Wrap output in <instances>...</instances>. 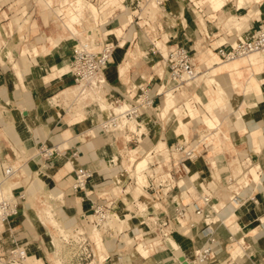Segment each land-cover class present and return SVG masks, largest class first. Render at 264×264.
Returning a JSON list of instances; mask_svg holds the SVG:
<instances>
[{
	"label": "crops",
	"instance_id": "obj_1",
	"mask_svg": "<svg viewBox=\"0 0 264 264\" xmlns=\"http://www.w3.org/2000/svg\"><path fill=\"white\" fill-rule=\"evenodd\" d=\"M26 1L27 4L23 3L19 11L23 19L20 23H15L14 28H10L9 22L5 21L6 18H0V26L5 28V31L1 30L0 33L2 41V44L0 43V105L6 107L5 111L0 108V161L13 159L14 152L21 148L32 154L42 144H58L63 147L58 153L61 157L56 156L46 160L36 156L30 160L29 170L35 172L36 176L45 183L46 188L53 192L57 193L59 188H62L66 195L64 201L70 204L68 209L75 211L77 207L78 213L75 215L77 218H81L82 213L90 208L87 197L78 196L80 199L76 201L71 199L76 196H73L76 192L71 184L75 178V170L80 166L90 171V185H93L94 189H100L105 185L110 190L114 188L113 190L117 192L118 188L128 186L129 193L118 194V204H116L118 213L126 209L123 208L125 203L139 197L140 202L147 203L149 211H159L174 216L176 203L181 200L188 201L193 194L187 193L185 188L195 187L199 190L203 183L211 180V173L216 175L217 183L221 187L218 191L219 201H226L229 192L223 184L227 181V175H237L239 167L240 172L242 169L244 171L242 165L236 163L235 158L238 155L248 154L253 159L250 169L252 176L254 180L260 176V182L256 184L253 182L248 189L240 181V184L236 183V186H241L242 196L247 198L237 209L228 205L222 212L225 215L234 212L232 217L237 223L233 226L240 228L236 237L244 240L245 249L237 246L231 253L244 256L241 263L247 257L249 260L246 264H259L264 259V54L257 52L224 61L214 48L225 40L233 42L240 37L249 38L264 28V0H223V4L217 9L214 8L211 0H167L162 9L160 22L164 28L163 32L169 37V44H186L190 49L197 48L203 43L209 45L207 51L198 55L200 63L196 80L201 84L204 92L193 93V97L198 101L204 93L215 94L207 99L205 104L209 113L201 106H192L191 98L186 96L181 106L174 103L169 109V111L172 109V114L177 116V119H173L172 114L164 119L162 115L169 113L167 111L164 114L168 91L165 92L161 73L156 69L161 63L158 56L149 50L145 39L141 41L138 36L134 39V35L127 40L126 45L130 48L123 53L121 47H124V42L113 37L118 39L121 47L118 46L120 48L116 52L114 50L105 68L110 99H122L124 96L128 99L134 96L128 90H133V86L140 83L151 85L149 91L155 95V107L145 111L137 119L140 125L138 129L141 128L142 131L140 142L135 137L127 142L121 137L122 135L117 137L115 132L105 130L99 124L104 117L100 118L99 112L107 115L108 109L100 111L97 104L90 109L93 113L86 109L87 111L75 114L64 113L62 107L51 103L50 99L53 96L48 98L49 95L73 82L69 52L74 41L63 22L62 34L58 36L49 34L48 26L53 24L50 15L54 13L58 16L62 0H51L53 2L51 7H48L46 2L48 0H44L43 9L38 7L40 4L35 0ZM70 1L75 3L69 17L70 25L73 27L72 22L83 16L84 5L82 0ZM78 1L81 2L80 5ZM104 1L102 10L111 6L121 8L124 14L121 27L127 28L133 18V11L126 6L127 0ZM8 2L0 5V11ZM206 2L210 6L202 7V3ZM93 7L98 11L97 6L93 5ZM109 10L108 12H113V9ZM84 18L86 19L85 15ZM86 21L84 25L88 26ZM22 25L26 27L23 32L19 31ZM206 34L210 37L207 38ZM42 35L47 37L46 43L48 41L51 44L58 43L52 52L47 49L46 53H42L43 46H35L41 43ZM4 42H7L12 49L1 48ZM56 47L57 51H55ZM37 55L40 60L35 62L33 58ZM56 57L59 59H55ZM119 59L122 61L119 62ZM19 61H24L25 66L17 70L15 65ZM26 61H29L28 64ZM58 61L64 64L54 65L52 72L46 71L49 64ZM203 65H207L206 72L202 70ZM162 66L161 68L168 72L166 67ZM218 76H222L220 82ZM69 87L64 88L63 91ZM185 87L186 85H182L177 89L180 98L185 95ZM174 91L172 90L173 93ZM174 98L176 102L175 94ZM218 100H224L229 111L221 117L213 112L212 107ZM96 110L99 112L95 114ZM200 115L207 123L203 129L196 128L195 120ZM191 120L193 121L190 122ZM180 137L185 141L180 140ZM199 138L208 141L212 146L202 149L197 158L188 161L187 174L182 170L173 172L175 181L184 183V187L175 188L170 198L165 199L162 195L141 187L144 173L137 174L139 186H134L136 184L127 180L128 174L124 171L122 162L128 153L132 162L136 160L137 151L142 154L148 153L141 159L146 157L150 162L149 152L152 151L154 161L161 163L165 170L171 168L174 170L172 161L179 153L173 148L177 144L195 142ZM128 148L130 149L127 150ZM127 166L131 168L132 165L129 163ZM257 169L260 175L256 172ZM118 179L120 185H117ZM155 206L158 208H154ZM25 211L23 207L20 219ZM182 222L185 224L184 221ZM127 226L129 227L126 234L133 237L140 233L139 218L130 219ZM35 232L36 237L27 234L30 235L28 239H31L28 251L47 261L46 240L41 232L37 230ZM150 235L148 233L147 238L152 241ZM219 235L225 239L228 230L221 227ZM204 240L205 237L200 232L175 227L170 239L160 243L156 248L158 252L156 256H153L154 250H149L147 246H145L147 253L141 254L142 256L135 254L131 248L128 249L129 252L125 251L129 247L118 240L108 241L107 248L104 245L102 247L110 255L109 264H201L190 259ZM222 252L221 256L225 254L224 250ZM182 256L186 262L180 260Z\"/></svg>",
	"mask_w": 264,
	"mask_h": 264
},
{
	"label": "built area",
	"instance_id": "obj_2",
	"mask_svg": "<svg viewBox=\"0 0 264 264\" xmlns=\"http://www.w3.org/2000/svg\"><path fill=\"white\" fill-rule=\"evenodd\" d=\"M130 1L134 3L136 8L133 11V18L128 26L134 24L137 28L143 29L144 37L149 42V50L154 55L160 57V61L167 68L171 80L174 83L172 86L173 90H177L178 85L184 81V77L188 76L193 78L195 76V55H193L188 45H171L169 44L168 36L162 38L164 28L161 22L157 21L161 17H155L153 14L150 15L149 10L153 2L157 4L158 9H161V7L165 6L167 0ZM46 2L48 7H51L53 4L51 0ZM73 4L70 0H62L60 4L61 10L57 14L72 34L74 41L69 53L73 81L76 83L75 86L79 87L78 96L72 100L66 99V97L60 98L61 100L56 104L63 108L64 113H68L73 111V107L80 100H82L85 109L93 102L121 103V101L125 100V96L122 99H110L107 91L108 80L105 75V68L112 57L114 48L120 42L117 43L118 39L116 38L102 36L96 32L95 27L102 26L108 23L109 20H104L105 22H103L102 18H92L91 16L85 19L84 15L86 14L83 13V16L77 21L72 22L73 27L68 25L65 22L67 17L66 9H71ZM102 5L99 4L97 6V13H103L105 11L102 10ZM194 5L196 6V4ZM114 7L111 6L108 8L113 9V12H109L110 15H107V19L112 18L113 13L118 9V7ZM87 19L93 20L94 28H80L81 31H79L77 27H81ZM153 25L155 27L152 28ZM147 28L150 29L148 30ZM134 34L135 39L137 38L136 32ZM206 36L207 38L210 37L209 34H206ZM158 39L163 40L166 44L165 46H168L166 53L157 44ZM214 49L217 50L223 60H230L257 50L264 51V28L246 39L240 37L233 42L225 40L219 43ZM150 86L146 83L133 86V90H128L129 93L132 92L135 95V97L130 96V104H126L118 113H111L105 116L99 124L107 131H123V134L125 133L126 135L125 140L127 142L132 141L134 137L140 142V137L142 136L141 128L138 129L140 125L137 123L135 128H131L130 122H134L145 111L155 107V95L149 91ZM0 108L2 111L6 110V107L2 105H0ZM120 124H123V127ZM121 134L122 132L116 136L118 137ZM202 139L199 138L197 141L191 143L183 142L173 148L174 151L179 153L178 157L172 161L174 170L173 168L165 170L161 163L154 160L151 163L149 162L148 166L143 170L145 177L141 183V187L156 192L165 199L171 197L175 188L184 187V183L175 181L173 172L177 173L179 170H182L185 174L188 173V161L197 158L201 154L202 149L210 146V143L206 144V141ZM61 150V146L58 144H42L32 154H28L25 149L21 148L14 152L13 162L0 164L2 173V179H0V192H2L0 193V264H26L28 244L21 237L24 229L20 225V212L23 204L27 200V190L29 191L32 182L37 179V176H35L36 173L29 170V162L36 156H41L46 160L53 159ZM149 154H152V151ZM235 161L237 164L242 165L244 171L242 169L237 175H227V181L223 184V187L229 192L227 200L223 202L219 201L218 191L221 187L217 183L216 175L211 173L209 183H203L199 190L195 187L185 188L187 193L190 194L192 192L193 194L189 197L188 201L181 200L175 205L174 215L177 218L178 225L173 222V216L159 211H149L150 208L145 203L140 202L139 197L128 201L127 204L125 203L127 208L129 206L132 207L134 212H132L133 217L139 218L141 224L140 233L132 237V240H135L133 245L137 248L140 244H143L147 248L156 250L160 243L170 239V235L174 232L175 227L187 228L188 231L200 232L205 237L203 243L195 250V256L199 263L209 264L216 261L219 264H240L243 256L233 255L230 252V248L231 244L235 242L242 249H245L243 245L244 240L242 238L237 239L236 237L237 231L240 228L233 226L237 223L232 217L234 216V212L225 215L222 210L228 205L233 209H237L242 201L247 198L242 196L241 186H236V183H241H239L240 179L238 177L247 173L246 171L253 165V159L250 155L246 154L238 155ZM213 167H216V165ZM124 171L128 174L127 180L139 185L137 176L134 177L130 173L131 168H125ZM256 172L260 175L258 169ZM13 179L16 181L12 189L10 192H5L3 187L4 183L7 180ZM90 180V171L83 166L77 167L71 187L75 191L82 192L87 189ZM256 180H260V176ZM256 180L253 181L255 184L260 182ZM241 184L244 187L253 185V183L246 182ZM117 185H120V181ZM95 192L97 191L91 187L89 192H87L86 197L90 202V208L88 211L82 213V222L80 224L67 227L56 225L57 236L55 239L53 238L55 240L54 249L57 251V254H60L58 259L61 261V264H109L110 255L109 253H103L104 257L101 256L95 236L96 231L99 232L101 229L104 234L121 241L119 236L123 233L122 227H119L118 224H112L113 226H110L108 223L110 221L112 223L113 216L118 214L119 209L116 206L118 204V194L129 193L128 186L118 188L117 192L113 189L104 190L101 194ZM55 196L56 198L62 196L61 202H64L63 194H56ZM252 198L254 199V197ZM219 202L222 203L219 205ZM154 208H158V206ZM143 227L145 230H143ZM221 227L228 230V236L225 239H222L219 235ZM148 233L149 235L152 234V236L150 235L152 241L149 243L144 241V237L146 235L148 236ZM100 242L104 245L102 237ZM222 250L225 251L223 256H221L223 253ZM227 256L228 258H226ZM259 264H264V259Z\"/></svg>",
	"mask_w": 264,
	"mask_h": 264
},
{
	"label": "rangeland",
	"instance_id": "obj_3",
	"mask_svg": "<svg viewBox=\"0 0 264 264\" xmlns=\"http://www.w3.org/2000/svg\"><path fill=\"white\" fill-rule=\"evenodd\" d=\"M7 1H9V2L6 3V5H4L3 9H1V11H0V18H6L5 21L9 22V25L11 26L10 28L12 29V27L14 28L13 25H15V23H20V21L23 19L21 17V14H19L20 6L23 3L27 4V1L26 0H1L0 1V5L2 3L7 2ZM35 1H36V3L40 4L38 7H40L41 9L44 8V5H45L44 0H35ZM124 1H126V0H124ZM82 3L84 5L83 13L86 14L85 16L87 18L89 16H91L92 18H95V17L96 18H102L103 21L104 20H109L108 23H106V24H104L102 26H99V27H95V30H96L97 33H99L102 36H106V37H110V38L116 37V38L121 39V41L124 42V44H125L124 47H121L120 46L121 43H120L114 48L115 52L117 50H119L118 48H120V47L122 48L123 53L127 52V50L130 48V47H128L126 45V44H128L127 40L132 35H135L134 34L135 32H136V35L139 37V39L141 38V41L143 39H145V41L147 42V39L144 37L143 29L137 28L134 24H132L131 26H127L126 29H123L121 27V20H123V16H124L123 12H121V8H118L115 11V13H113L112 18L107 19V15L109 14V12H108L109 9H106L105 11H103V13H97L95 8L93 7V5L98 6L99 4H103L104 0H97V1L96 0H88V1L82 0ZM78 4L80 5L81 2L78 1ZM207 5L210 6L208 4V2L202 3V7L207 6ZM74 6H75V3L73 4L72 7H74ZM126 6H128V8L131 11H134L135 8H136L134 3L132 1H130V0H127ZM72 7H71V9H72ZM115 7H117V6H115ZM163 8L164 7H161V9H158L157 5L152 3L151 7H150V10H149L150 11V15L153 14V15H155V17H161ZM71 9L70 8L66 9V16L67 17L65 19V22H67L68 25H70V23H71V21L69 19V15H70L69 12L71 11ZM210 9H209V11H210ZM59 11L60 10L58 9V12ZM213 13L216 14L217 12L216 13L213 12ZM213 17H215V16H213ZM50 18H51V21H52L53 24L48 26V30L50 32L49 34L50 35L55 34L56 36L62 34V30H64L63 29L64 26H62V20H60L59 17L56 14H54V13H52L50 15ZM160 20L158 19L157 21L160 22ZM86 22H88L89 25L87 26V25L83 24L81 27H77L79 29V31H81L80 28L81 29H84V28L87 29L89 27H93L94 28L92 19H90L89 21H86ZM203 23H204V21H203ZM153 27H155V25H153L152 28ZM147 29L149 30L150 28H147ZM1 30L5 31L4 26H0V33H1ZM25 30H26L25 25L20 26L19 31L23 32ZM144 30H145V28H144ZM164 36H166V32L162 33V38ZM46 38L47 37L45 35H42L41 36V39H42L41 43L35 44V46L36 45L37 46L38 45L39 46H41V45L43 46V52L42 53H46V51H48V50H50L52 52L54 50V46H56L58 44V43L51 44L49 41L46 43V41H45ZM245 39H246V37H245ZM0 43L2 44L1 40H0ZM117 43H119L118 40H117ZM147 43L149 44V42H147ZM157 44L162 48L164 53H166L168 51V46H165L166 44L164 43L163 40L158 39ZM118 46H120V47H118ZM3 47H5L7 50H11L12 49L11 46H9L7 42H4V44L1 46V48H3ZM208 49H209V45H206V43L200 44L197 48H195V47L191 48V52L193 53V55H195V69L196 70L198 69V66H199V63H200V61L198 60V55L201 52H203V51H207ZM55 51H57V47L55 48ZM214 51L218 54L217 50L214 49ZM238 57H240V56H238ZM158 58L160 60V57H158ZM55 59H59V57H56ZM122 59H119L120 60L119 62H121ZM39 60H40V57L38 55L33 58V61H35V62H38ZM28 62L29 61H26L27 64H28ZM46 64H48V63H46ZM63 64L64 63H62L60 61H58L56 63L53 62V63L48 65L46 71L47 72L48 71L52 72L54 65L60 66V65H63ZM66 64H69V63H66ZM162 65L163 64L161 62L160 64H158V67H156V69H158V72L161 73V75H160L161 81H162V84L165 85V90H166L165 92H167L170 89H172V86H173L174 83L171 80L170 74L168 72L164 71V69L161 68ZM24 66H25L24 61H19L15 65L17 70L19 68L24 67ZM206 66L203 65V67H202V70L205 71V72L208 70V69H206ZM166 70H167V68H166ZM220 77H222V76H218L219 82L221 81ZM194 78L195 77L191 78L190 80H192V81L189 84L186 85L185 90H184V94L185 95L183 96V98H180L179 95H177V92H178L177 90L174 91L173 94H175V96H176V104H177V106H181L183 104L184 100H185L184 97L189 96L191 98V105L192 106H201L207 113H209V110L206 108L205 104L215 94L214 93H209V94L208 93H204V94H202L201 100L198 101L195 97H193V93L196 92V91H198L199 93H202V92H204V90L200 86L201 84H199V82L197 80H195ZM183 83H186V80L183 81ZM75 85H76V83H75V81H73L72 83H69L68 85H65V87H62V88L58 89L57 91H55L53 94L49 95L48 98L51 97V96L56 95L59 92H61L66 87L75 86ZM213 86H215V85H213ZM63 97H65V96L61 95L59 98H63ZM132 97H135V95L132 96ZM68 98H73V96L68 97ZM164 98H165V96H164ZM169 98H171V97H167V95H166V100L169 99ZM129 100H130V97H128V99H125V100L121 101V103H108V104H110L109 106L110 107L112 106L111 108H113V106H116V105H126L128 103L130 104ZM59 101H57L56 103H59ZM173 102L175 103V99H173ZM104 103H107V102H103V104H101V105L98 104V103L93 102L86 109H88L90 111V113H93V112H91L90 109L94 108L96 106V104H97V106L100 109V111H102V110H104V108H103ZM79 105H80V109L84 112L86 110L84 108V106L79 103L78 107H79ZM212 107H213V112L219 114L220 115L219 117H221L222 115L227 114L229 112L228 109H227V105L224 104V100H220V101L218 100V102H215V104H213ZM108 111H109L110 114L112 113V109H109ZM98 112L99 111L96 110V112H94V113L96 114ZM99 114H100V118H101V116L102 117L103 116L104 117L107 116L105 114H102L101 112H99ZM170 114H172V109L169 111V113H167L165 115H162V116H163L164 119H167V117H169ZM172 118L173 119H177V116L175 117L174 114H172ZM203 119H204V117L201 116V115L199 117H196V120H195V123L197 124L196 128L203 129L204 127H206L207 123ZM192 121L193 120H191L190 122H192ZM133 123H131V126H132ZM132 128H135V127H132ZM120 132L121 131L116 130L115 134L118 135ZM121 135H122L121 137L123 139H126L125 133L121 134ZM180 140L185 141V139H183L181 137H180ZM207 143H209V142L206 141V144ZM155 144H157V143H155ZM210 146H212V145L210 144ZM129 149L130 148H128L127 150H129ZM146 155H148V153H143L142 154V153L137 151L135 153V159L136 160L134 162H132L131 160H129L130 159V154L128 153V155L124 156V159H123V162H122L123 165H124V169L125 168L128 169L127 165L129 163L132 165V163H133V166H131V172L130 173L132 174V176L136 177L137 173L135 172L134 164L138 160H140L143 156H146ZM56 156L61 157V155H58V153L56 154ZM150 156H151V160H150V163H151V161H153L154 158L152 157V154H150ZM13 160H14V156H13V159L6 160V161H0V164L13 162ZM251 168H252V166H250V168L246 171L247 173L245 175L242 174L241 176L238 177V179H240L241 183H245V182L246 183H253L254 178H253L252 172L250 170ZM239 172H240V167L238 169V172H236V173H239ZM144 177H145V175H144ZM0 179H2L1 168H0ZM15 181H16L15 179L7 180L4 183L3 187L6 188L8 186H13ZM28 181H30V180H28ZM256 181H259V180H256ZM137 185H134V186H137ZM90 187L92 189H94L93 185L91 186L90 184H88L87 185V189L88 190L85 191L86 190L85 189L84 191H82V194L80 193L81 191H75L76 193H74L73 196H75V195L76 196L71 198L72 201H76L77 199H80V198H78V196L79 197L84 196V198H85L86 195H87V192H89V190H90ZM61 189L62 188H59V191L57 193L53 192L52 190L46 188L45 183L42 180H40V178L37 176V179L34 182H32V184H31V186L29 188V191L27 190V200L23 204V207L25 208L26 211L22 214L23 216L21 217V221H23V223L20 224V225H21L22 228H24V230H23L24 232L21 234V237L22 238L24 237L25 238L24 241H26V243L29 245V244H31L30 243L31 239H28V236L31 235V237H36L37 235H36L35 230H37L38 232H41V234H43V236H44V238L46 240V247H48L47 250H46L47 251L48 260L47 261L44 260L47 264H55V258H58L60 256V254L59 253L57 254V251L54 248H52V245H51V240L57 236L56 235L57 226L55 224L51 223L50 218L53 217L54 219H56L57 223H58L57 225H61L62 227H67V226L74 225V224H80L82 222L81 218H79V217L77 218L75 216L78 213L77 212V210H78L77 207H75L76 208L75 211L74 210L71 211L70 209H68L70 207L69 206L70 204L68 205V203L65 202V201L61 202L62 201V196L60 198L59 197L56 198V196H55L56 194H60V195L63 194V197L65 199V197H66L65 192H64V190H61ZM108 189H109L108 187L103 185L102 188L95 189V191H97L95 193L101 194L104 190H108ZM246 189H248V187H246ZM221 203L222 202H219V205ZM71 204H74V203H71ZM23 207H22L21 212H23ZM129 207L132 209L131 206H129ZM123 208H127V206H124ZM133 209H134V207H133ZM131 211L133 212V210H131ZM134 211H135V209H134ZM114 217H116V214L113 216L112 223L110 221L108 224L110 226L118 224L119 227L120 226L122 227L123 233H121V235L119 236V238L121 239V244L123 243V245H127V247H129L125 251H128V249L131 248V249L134 250L135 254L146 255L147 252H146L145 249H147V248L145 246H143V244H140L136 248V246L133 245L135 240H132V236L131 235L126 234L128 231L125 230V229H127L129 227V226H127V222L130 221V219H132L134 217H131V218L127 217V219H124V221L123 220H119V219L114 218ZM115 219H117V220H115ZM172 220H173V222L175 224L178 225V221H177V218L175 217V215L173 216ZM87 226L90 227V225H88V224H87ZM45 233H46V235H45ZM27 234H30V235H27ZM99 234L103 238V243H104V246L106 248H107V242L108 241L117 240L116 238H112V240H111L110 239L111 237H109L108 235L104 234L102 229L99 231ZM146 236L144 238H145V240H148V238ZM118 242H119V240H118ZM146 242L149 243L150 241H146ZM237 246H240V245L238 243L233 242V244H231L230 252H232ZM153 253H155V254H153V256H156L158 254V252H156V250H154ZM176 253H177V255L179 254L178 250H176ZM29 254L31 255L30 258H41V257L37 256L35 253H33L32 251H29ZM191 257L192 258L190 260H196L197 261V258L195 256V254H193ZM177 259H174V260L177 261ZM40 260L43 262L42 259H40ZM170 260H173V259H170ZM248 260H249V258L246 257L243 260V263H241V264H246V262ZM209 264H217V263H216V261H213L212 263H209Z\"/></svg>",
	"mask_w": 264,
	"mask_h": 264
},
{
	"label": "bare ground",
	"instance_id": "obj_4",
	"mask_svg": "<svg viewBox=\"0 0 264 264\" xmlns=\"http://www.w3.org/2000/svg\"><path fill=\"white\" fill-rule=\"evenodd\" d=\"M124 1V0H123ZM211 2H212V5L214 6V8L215 9H217V8H219L222 4H223V0H211ZM153 4H155V5H157L155 2H153ZM122 45H124V44H122ZM257 52H259V53H263L264 54V51L263 50H257V51H253V52H250V53H248V54H246V55H243V56H247V55H250V54H252V53H257ZM241 57V56H240ZM236 58H238V57H236ZM236 58H233V59H236ZM233 59H230V60H233ZM230 60H224V61H230ZM198 75H199V70L197 69L196 70V74H195V80H196V78L198 77ZM192 77H188V76H186V77H184L183 78V80L185 81L186 80V83H183V81L178 85V87H177V89L179 88V87H181L182 85H187V84H189L192 80H190ZM165 87V86H164ZM78 89H79V87L78 86H73V87H70V88H67L66 90H62V92H59L58 94H56V95H54L51 99H50V101H51V103L52 104H56V102L57 101H59V100H61L59 97L61 96V95H63V96H65L66 97V99H69V100H72L74 97H76V96H78ZM172 90H173V88H172ZM172 90L170 89L168 92H167V96L168 97H171V98H169V99H167V101H166V105H165V111H164V114L165 113H167V111H169V109L172 107V106H174V102H173V99H175L174 98V94H173V92H172ZM179 94V93H178ZM89 95H91L90 93H89ZM71 96H73V98H68V97H71ZM82 101V100H81ZM81 101H79V103L80 104H82L83 105V103L81 102ZM68 103H69V101H68ZM79 103H77L74 107H73V111H70V113H75V114H79L80 113V111H82L81 109H80V105H79V107H78V104ZM176 103V102H175ZM98 104H103V102H98ZM125 104V103H124ZM81 105V106H82ZM110 104H107V103H104V106H103V108H104V110L105 109H112V113H118L119 111H121L122 109H123V107L125 106V105H116V106H113V108H111L110 106H109ZM84 106V105H83ZM82 106V107H83ZM87 111V110H86ZM178 112V111H177ZM110 113H109V111H108V114L107 115H109ZM186 117V116H185ZM186 121V120H185ZM131 123H133V121L132 122H130V127L132 128V127H136V124H137V120H135L134 121V123L132 124V126H131ZM186 125V124H185ZM120 126L121 127H123V124H120ZM122 132V134H123V131H121ZM61 148H63V147H61ZM134 150H136V149H134ZM132 155V154H131ZM149 161H148V159L145 157V158H143V159H140V160H138L136 163H135V166H136V173L138 174V175H141L142 173H143V170L147 167V163H148ZM118 181H119V179H118ZM12 189V186H8V187H6V188H4V191L5 192H10V190ZM0 193H2V192H0ZM147 204V203H146ZM132 209L130 208V207H128V208H126V209H124L122 212H120V213H118V214H116V217H114V218H117V219H119V220H123L124 221V219H127V217H129V218H131V217H133V215H132V211H131ZM47 211V210H46ZM40 215V214H39ZM117 219H115V220H117ZM118 220V221H119ZM50 221H51V223H53V224H55V225H57L58 223H57V220L56 219H54L53 217H51L50 218ZM120 223V222H119ZM95 236H96V239H97V242H98V246H99V251H100V253H101V256L102 257H104V254L103 253H105V254H107V252L104 250V248L102 247L103 246V244L100 242V240H101V236H100V234H99V232H97L96 231V234H95ZM55 239V238H54ZM54 239H52L51 240V245H52V248H54V244H55V240ZM56 243H57V241H56ZM175 245V244H174ZM149 250H150V248H148ZM152 250V249H151ZM31 254V253H30ZM29 254V251H28V258H27V260H26V264H46V262L43 260V258H30V256L32 255H30ZM40 259H42L43 260V262L40 260ZM183 262H186V261H183ZM55 264H61V261L58 259V258H55Z\"/></svg>",
	"mask_w": 264,
	"mask_h": 264
},
{
	"label": "water",
	"instance_id": "obj_5",
	"mask_svg": "<svg viewBox=\"0 0 264 264\" xmlns=\"http://www.w3.org/2000/svg\"><path fill=\"white\" fill-rule=\"evenodd\" d=\"M180 260L181 261H185V258L182 256V257H180Z\"/></svg>",
	"mask_w": 264,
	"mask_h": 264
}]
</instances>
